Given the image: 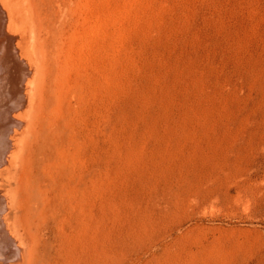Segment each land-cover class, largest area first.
<instances>
[{
    "label": "rangeland",
    "instance_id": "374dc122",
    "mask_svg": "<svg viewBox=\"0 0 264 264\" xmlns=\"http://www.w3.org/2000/svg\"><path fill=\"white\" fill-rule=\"evenodd\" d=\"M52 21L54 89L98 146L95 264H264V0H79Z\"/></svg>",
    "mask_w": 264,
    "mask_h": 264
},
{
    "label": "bare ground",
    "instance_id": "6f19581e",
    "mask_svg": "<svg viewBox=\"0 0 264 264\" xmlns=\"http://www.w3.org/2000/svg\"><path fill=\"white\" fill-rule=\"evenodd\" d=\"M78 1L0 0V264L96 261L98 146L68 118L50 59L52 18Z\"/></svg>",
    "mask_w": 264,
    "mask_h": 264
}]
</instances>
